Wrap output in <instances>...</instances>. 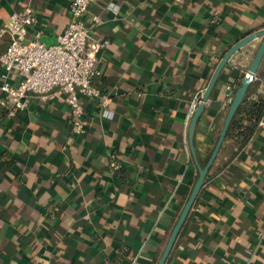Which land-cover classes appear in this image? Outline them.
<instances>
[{
    "label": "crops",
    "instance_id": "0c3cea01",
    "mask_svg": "<svg viewBox=\"0 0 264 264\" xmlns=\"http://www.w3.org/2000/svg\"><path fill=\"white\" fill-rule=\"evenodd\" d=\"M72 0H0V25L27 6L42 43H57ZM118 6V11L108 8ZM98 53L80 97L84 134L69 142L64 94L0 108V264H158L198 179L188 134L225 54L264 30V0H93L85 16ZM10 37L0 39V57ZM261 39L229 59L194 134L209 160ZM1 73V68H0ZM20 78L13 73L12 84ZM231 88V89H229ZM247 94L264 100V59ZM240 149L225 143L167 264H264V117ZM119 164V170L112 163ZM119 171V172H118Z\"/></svg>",
    "mask_w": 264,
    "mask_h": 264
},
{
    "label": "built area",
    "instance_id": "2783aa9c",
    "mask_svg": "<svg viewBox=\"0 0 264 264\" xmlns=\"http://www.w3.org/2000/svg\"><path fill=\"white\" fill-rule=\"evenodd\" d=\"M92 1L72 0L69 26L54 45L42 43V30L28 39L29 29L39 22L37 11L31 6L12 13L8 22L0 25V39L6 35L10 37L8 47L0 57V108L6 111L8 117L14 118L24 112L31 98L48 101L61 93L66 96L70 107L69 142L84 134V107L80 97L102 102L108 98L102 89L93 84L94 78L99 75L96 70L98 53L109 42H90L92 26L101 23L98 17H93L92 25L85 21ZM108 8L114 12L119 9L114 4ZM13 73L20 78L17 84L10 81ZM230 93L228 101L232 104L235 94ZM260 125H263L262 122ZM112 167L115 170L120 168L116 162L112 163Z\"/></svg>",
    "mask_w": 264,
    "mask_h": 264
},
{
    "label": "water",
    "instance_id": "95a60500",
    "mask_svg": "<svg viewBox=\"0 0 264 264\" xmlns=\"http://www.w3.org/2000/svg\"><path fill=\"white\" fill-rule=\"evenodd\" d=\"M261 39V44L257 50L256 56L254 58V61L252 63V66L249 70V73L245 76V78L243 79V81L241 82V86L240 88L237 90L234 100L229 108L224 126L220 132L218 141L215 145V148L213 149L211 156L207 162V164L203 167L200 165L198 158H197V154L195 151V147H194V134H195V129L197 126V122L200 118V116L202 115L204 108H205V103L208 101L213 89L215 88L219 76L222 72V70L224 69L225 65L227 64V62L229 61V59L231 57H233L238 51H240L242 48H244L245 46L249 45L250 43H252L253 41H255L256 39ZM264 59V30L260 31V32H256L254 34H251L249 36H247L246 38H244L243 40H241L240 42H238L235 46H233L226 54L225 56L222 58L221 62L219 63V65L217 66L215 73L205 91V94L202 98V102L199 104V106L197 107L190 126H189V134H188V140H189V146H190V150L191 153L194 157V160L196 161L197 164V168H198V179L192 189V192L183 208V211L180 215V218L177 222V224L175 225L171 236L169 238V241L167 243V246L158 262V264H167V261L176 245V242L189 218L190 212L193 209L197 199L199 198L202 189L205 186L209 171L211 169V167L213 166L215 160L217 159L224 143L227 137V133L228 130L231 126V123L234 119V117L236 116L240 106L242 105L245 96L247 95L248 89L252 83V81L255 78V75L257 74L260 65L262 63Z\"/></svg>",
    "mask_w": 264,
    "mask_h": 264
},
{
    "label": "trees",
    "instance_id": "16d2710c",
    "mask_svg": "<svg viewBox=\"0 0 264 264\" xmlns=\"http://www.w3.org/2000/svg\"><path fill=\"white\" fill-rule=\"evenodd\" d=\"M263 117L264 100L253 101L247 94L231 123L226 140H234L240 144V149L243 148L251 140ZM199 163L204 167L207 161H199Z\"/></svg>",
    "mask_w": 264,
    "mask_h": 264
}]
</instances>
